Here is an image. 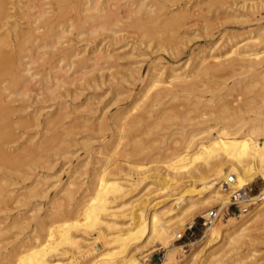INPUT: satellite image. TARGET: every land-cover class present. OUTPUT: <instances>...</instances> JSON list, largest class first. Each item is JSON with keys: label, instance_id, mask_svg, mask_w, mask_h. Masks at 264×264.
I'll return each instance as SVG.
<instances>
[{"label": "bare ground", "instance_id": "1", "mask_svg": "<svg viewBox=\"0 0 264 264\" xmlns=\"http://www.w3.org/2000/svg\"><path fill=\"white\" fill-rule=\"evenodd\" d=\"M39 1L40 0H38V3ZM78 1L79 0H77V2ZM88 1L89 0H87L86 3H88ZM91 1L92 2H89L87 6H83V8L80 9L75 6L73 0H48L47 10H49L47 12H45L41 8H38L36 11H34V13H30L29 11L32 8L36 9L34 0H27L26 5L23 8L24 10L22 9L23 11L21 10V6H19L20 4L18 0H0V213L7 214L10 211L12 212L13 210H15L16 212V214H14V216L12 217L5 215L3 218H0V236L7 231H10V229H17L18 232H21L29 228L32 234L34 232V234L30 237H25V240L20 239L16 243V248L12 252L6 250L4 254L1 255L2 257L0 256V264H47L48 260L56 254H69L71 261L67 262L66 264H72L74 261H76L75 256L79 255L81 252V242L78 240L79 237L75 236L76 232L81 231L82 233H86L89 231H94L98 227L99 230L109 232V234L106 235V239L104 242V246L106 248H103V246H101V250L95 253L90 244L85 245L87 256L82 264H144L145 261L142 262L139 259V255H141V251L145 249L146 246L148 247L149 244L156 243L155 245L166 247L169 243H171V241L179 237V227L183 224L184 219L188 215H191L194 211L199 210L201 207L206 208L209 206H213L216 203L224 204L226 202L228 193H224L220 190L219 182L228 174L234 175L235 188H240L244 184L251 183L258 179L261 180L264 184V107H254L255 105L257 106V103L264 104V92L261 90L256 91V89H254V91L256 92L251 94L252 96H246L251 84H253L251 87L254 88V83L256 86H258L259 81H264V46H260L261 43L264 42V27L261 28L259 26L260 28L245 32V36L243 38L234 39L235 37L232 38V36L230 38H226V41L224 40L219 48H216V50L214 49L215 53L209 54L211 51L209 48L207 53L202 54L204 56H201L197 60V62L194 63L193 66H191V68H189L188 70L180 69L182 70L180 71L176 68L168 67L167 69H164L163 67H156L155 65L153 67L150 66V68H152L150 70L148 81L146 84L143 83L145 84L143 85L142 89L143 93L141 92L139 94H136L131 102L135 104L136 102L143 100L144 98V101L146 100V103L144 102L145 104H143V102L141 101L145 106H141V109L142 107L144 108L142 109L143 113H140L138 116L134 117V119L125 127L121 121L126 117L127 111L124 112V110H118L113 125L109 124L113 130H116L115 133L120 132L118 134H121L123 131L128 132L140 124L144 115H150L151 109H153V111H156L157 108H159V105L164 100L176 102V99L186 98V96L189 95L193 96L192 94L195 92V90L206 89L204 88V86H208H206L205 83H207V81L209 82L210 78H213L218 74H222V77H225V79L233 75H238L237 77L242 76L241 78L235 77L237 78L235 80L232 79L233 81L230 85H221V90H223L222 95H224V97H228L230 95V91L234 90L233 87H235L236 85H240V90H242V93L246 96L242 99L240 98V106L233 107L228 101L222 100L216 107V115L213 117V121L216 122V126L219 125V129H214L215 131H212L214 128L213 126H211L213 128H211L210 126L203 127L199 131L197 129L198 133L207 135V138L205 140L200 139L201 141L197 142L195 148L191 151L190 149L195 145L196 140L194 138H196V135H192L193 133L191 134L190 132L188 137H186V142H184L186 143V146L184 145L183 152L180 155H177L176 161L173 159L174 162H171L172 164L170 163V165L168 164L167 169L165 168V176L163 177L164 182H162V184L160 185L159 190L154 192L155 194L152 193L153 195H156L169 191L170 194H167L165 199L161 200L158 203L148 202L149 200L142 199L141 197L131 201L130 205H134V203H136L134 205V212L136 214L133 215V217H130L129 220L124 223L125 225L121 224L120 221H115V219L112 218L101 219V215L105 217H109L110 215L113 216V212H111V214L107 213V205L109 204L108 198L114 200L117 196L124 197L129 194V192L124 191L123 184H117V181H119V179L110 178V175L113 174V170H121L119 165L115 164L116 161L114 160V158L112 159L114 163L111 164L113 165V167L110 170V166L107 168V163L110 158H112V155L117 154V149L119 148H117V146L120 144V142L118 144V141L119 139L121 141L123 136H120L121 138L119 139L116 138L117 140L111 139L109 143H107V145H104V147H102L103 150L99 152L100 158L104 159L105 163L101 166V168H99V170L92 174L93 180H91L88 184L86 183L87 186L82 190L83 193L86 192L82 196V198L88 197V199H90V202H86V200H74V196L77 193V189L79 188L81 182L77 184L75 182L76 179L74 175H70L69 177H67L66 181H64L63 183L61 182V184L56 188L55 194L52 197L53 202H51V211L46 214L44 218H42L37 213L41 210V206L39 207V203L31 204L30 202L33 198H35L34 200L44 198L48 189L46 191L45 189H42L44 185H42V187L40 188L39 186H41V183H39L40 181L38 182V180L36 181L37 178L31 183L32 186L30 185V187H26L27 185L25 187H18L23 191L19 190V192L18 189L14 190L12 188L17 184L23 183L27 179L28 172H31L34 168L40 167L41 164L44 165L46 163V159L43 160V153H45L46 156V152L51 151V155H57L59 154V146L61 144H64L59 137L61 133L58 135L59 130H57L56 128L50 130L49 124L51 123L49 119H47V117L42 120V124H44L43 128L35 131L31 135L29 134V129L31 127L38 128L41 124V121L38 120V114H36L37 111L33 112V114L31 115L26 116L23 120L18 117V119L12 118L16 109V107L14 109L13 106H11V104H14L13 102H15L14 98L17 97L22 100L23 97H26L27 91L30 93L29 89H35L34 86L33 88H28L29 86L26 87V85H24L28 81L31 82L33 77L38 74V72L30 73L29 65L36 63L37 60L40 59V56H38L40 54L36 56L34 53L36 59L32 60L30 58V51H33L38 47H48L50 56L54 57L56 59V62L66 61L67 64L65 65L69 66V68L71 69V67L74 65V62L76 61L79 64L78 68H82L83 65L80 64L81 62L78 58L79 52L76 51L77 49L74 50L72 48L73 46L68 45V41L66 44L65 42H63V35H65L64 33L69 34L71 29L78 28L79 31L77 33L75 31L77 35H92V33L97 31V29L102 30L106 26H111L112 24H110V22V25H107L109 19H113L112 21H114L115 23L118 21V19L115 18V15H117L115 14V12L109 13L111 15H101V13L105 12V8L101 6L99 0ZM115 1L112 2V5L115 3ZM166 1L173 0H152V3H149L148 5L144 4L143 2L138 3L133 10L128 12L130 23L129 26L126 27L134 28L136 30H133L134 32H139L137 34H140V40L142 36V39H144V41H146L145 37H147L149 38L148 41L151 40V38H154L157 43L158 41L161 43L159 39L161 38V36H163L164 38L165 33L167 34V38L162 41V43H165V41L168 42L170 40H173V36H176L175 34H173V31L175 30L178 32V30L174 29L175 27L172 26V14L166 12L168 9H165L166 4H164V2ZM107 2H109V4ZM110 2L111 1H106V3L110 7H115V5H110ZM175 2L179 1L176 0ZM115 4L117 5L118 3L116 2ZM37 7L41 6L37 5ZM8 11L11 13H8ZM71 11L73 13H70V15L74 14L75 19H69L68 21H66V23L69 22V24L67 23L68 25H66L64 29L61 28L60 30H55L59 26L58 20L63 16L65 18H70V15L68 17L67 15ZM177 13V16L180 15L184 17L188 12H184L183 10L180 13L177 11ZM181 13L186 14L183 16ZM109 16L112 18H110ZM188 16H190L189 18L187 17L189 20L192 15ZM13 17H19L21 18V21L24 19L25 21H23L25 22V25H22V27L23 29L24 26L26 28L24 30L18 29V23L15 20H13L11 23H8V20H10V18L12 20ZM84 19H87V21L92 19L93 21H95V25L89 26L87 30L85 28L83 29L82 25L80 26V24L82 23H78L81 20L84 21ZM180 19L182 20L181 17ZM186 20H183V22ZM87 21H85L84 24ZM178 23L177 26L181 25L182 21L180 24ZM131 28L129 30H131ZM106 29L107 28H105V30ZM258 31H263V34L257 33L253 35L254 32ZM158 32H163L161 34L164 35L159 34L160 37L157 41L155 35L158 34ZM176 37H178L179 39V35ZM174 42L178 43L176 42V39L175 41H173V43ZM138 43H141V41H139ZM166 43L164 45H166ZM100 57L102 56L100 55L99 58ZM132 57H134V55ZM93 60L96 59L93 58ZM40 61L41 64L46 63L42 59ZM93 63H95V61ZM93 65H96V63ZM97 66L99 65L97 64ZM61 69L62 68H58L55 71V73H57L53 77V80L51 78V81L54 82L53 84H48L50 86L46 84V87L43 85L44 91L48 92L49 95L53 94L54 90L59 88V86L63 85L64 83L61 78L58 77L60 76L59 74H61L60 72H63V69L62 71ZM45 71H47V69ZM85 73L87 72H84V74ZM142 76L144 75L142 74ZM219 76L220 75H218V77ZM218 77L215 78L217 79ZM137 78L139 79V81L142 80L139 75ZM47 79L48 77L46 76L44 81H47ZM51 81L49 82L51 83ZM213 83V88L218 86L217 84L213 85ZM199 84L203 86H200V88H198ZM263 85L264 84H262V87ZM149 89H153V93L151 95ZM41 90L43 89H40L38 91ZM144 91L146 93L147 91L149 92L148 94L150 96L148 98L146 96L147 94H144ZM250 93H252V91ZM38 94L39 93H37V95ZM234 94H236V97L242 96V94H238L235 92ZM34 96H36V94ZM179 102L177 103V105L179 104ZM171 104H169L168 106L171 107ZM135 105H133V107H135ZM136 107L139 106L137 105ZM169 107L166 110L169 111L171 109V111L173 112L174 110L178 112L177 107L176 109H174L173 106V110ZM194 107L195 105H193V108ZM168 111L165 113H168ZM171 111H169V114ZM195 111L197 112L198 110L195 109ZM41 112H43V110ZM55 112L56 111H54V113ZM57 113H60V110ZM165 113L163 115L161 113V116H166ZM199 114L201 115V112ZM65 115H67V113ZM151 115L148 117V119H151ZM245 115L252 116L249 117L250 119L246 120L244 118ZM58 116L56 118H58L59 122L60 117ZM172 117H168V119H171ZM56 118L51 119L54 120L51 122H55V124L57 123L56 126L58 127L59 124L58 122H56ZM164 119H166V121L168 120L167 118ZM164 119L160 118L161 121ZM185 119L187 121V117L184 118V120L182 119V121L186 122ZM157 120H159V118ZM177 120L181 121V119ZM126 121L129 122L128 120ZM78 124L80 125V123ZM156 124H158L159 126L160 123ZM156 124L155 126H157ZM97 125L98 131L104 130L108 127V124L105 122H99V124ZM53 126L55 127V125ZM68 126L69 125H67V127ZM63 127L61 128V131L62 129H64ZM152 127L153 126H151V128ZM69 128V132H72V130H70ZM68 134L66 136L72 137V135ZM34 136L36 138L35 141H33ZM127 136H129V134ZM117 137H119V135H117ZM20 139H23L22 143H17L18 141H20ZM70 141H72L71 138ZM136 143L131 147L134 150H136L139 145H136ZM67 146L69 147V145ZM61 154L63 153H60V156ZM50 163L52 164V162ZM50 163L48 162L47 166H51ZM150 163L154 162L150 161L149 163L147 162V164H139L138 166H136L138 167V169H136V172L139 171L137 173L142 175V172H145L150 168L148 167ZM189 166H191L190 169L188 168ZM133 167L135 168V166ZM127 168L132 171L134 170L130 167ZM184 168H186V170H183ZM151 169L154 168L152 167ZM36 171L38 170H35V172ZM148 172H153V170L150 171L149 169ZM154 172L152 175L153 179L156 181L157 176L155 175H157L158 172ZM160 173L158 175H160ZM146 175H148V173ZM184 179L191 180V182L194 183L193 185L198 182L202 183V186L200 187V189H195V186L194 190H192V188L191 190H183L180 193L173 194V186ZM45 180L46 179L44 178L42 179L43 182H45ZM44 184H46V182ZM194 191H197L198 194L194 195L199 196V198L195 200L193 198L186 199L185 194L187 192L193 193ZM260 191L264 196V186ZM58 195H60L59 199L57 198ZM169 201H172V204L166 207V205L170 203ZM263 201H261L259 205L251 209L250 212L246 215L239 216L238 218H226V224H223V226L220 223L214 222L216 224L213 223L210 225V227L207 228L208 236L211 238H222L225 241L224 245L228 247L240 244L252 223L258 221L259 219L261 220V218H264ZM60 202L63 203L64 209L62 208V206L60 207ZM165 202H167V204ZM118 208L119 211H122L124 206H120ZM61 216L68 218L66 220H62V222H56L57 218ZM80 217H83L81 220L83 223H80ZM46 218H48V222L43 220ZM188 220L189 223L192 224V220L190 218ZM73 231H75L74 234ZM42 233H46L45 238L41 236ZM16 235L19 234L13 233L11 237L14 238ZM40 237L44 239L40 241ZM6 239L7 241H5ZM6 239H4L3 241L1 240L3 243L1 242L0 246H2V244L4 246L10 245L8 243V239L11 240L10 236ZM4 241L8 244H5ZM131 244H133L134 246L131 248V250H129V246ZM194 256L195 253H192L189 255V258L193 259ZM172 258L173 252L169 251L166 254L165 260H171Z\"/></svg>", "mask_w": 264, "mask_h": 264}, {"label": "rangeland", "instance_id": "2", "mask_svg": "<svg viewBox=\"0 0 264 264\" xmlns=\"http://www.w3.org/2000/svg\"><path fill=\"white\" fill-rule=\"evenodd\" d=\"M18 1L20 4L19 6H21V10H22L26 5L27 0L25 1L18 0ZM106 1H111L110 5H112V2H114L115 0L113 1L99 0L101 6L105 8L104 10L105 12L101 13V15L103 14L111 15L109 13L115 12V14H117L115 15V18L118 19L116 23L112 21L113 19H109L107 25L109 24V22L112 25L105 27L108 30L107 29L105 30V28L102 30L97 29V31L92 33V35L86 34L87 35L86 36L83 34L77 35L76 33L79 30L78 28H76V29H71L69 34L64 33L65 35H63L64 37V40L62 38L63 42H65L66 44L68 41L67 44L73 46L72 48L74 50L77 49L76 51L79 52L78 58L79 61L81 62L80 64L83 65V67L80 68L81 70L78 68L79 65L78 62L75 61L74 65L72 67L70 66L71 67L70 69L69 66L65 65L67 64L66 61H60L61 63L56 62V59L50 56L48 52V47H46L47 49L45 47L44 48L40 47L41 49L38 47L37 49L30 51V55H31L30 58L32 60H35L36 59L35 57L38 54H40L38 55L40 56V59L37 60L36 63L29 65L30 67L29 72L30 73L38 72L37 74L38 76L37 75L34 76L31 82L28 81L24 84L26 85V87L29 86L28 88H33L34 86L35 89L34 88L32 90L29 89L30 93L28 91L26 92L27 95L26 97H23L22 99L23 101L15 97L14 98L15 102H13L14 104H11V106H13L14 109L16 107L15 113L13 114L12 117L15 119L21 118L23 120L26 116L31 115L33 114V112L37 111L36 114H38V120L41 121V124L39 126L40 128L31 127L29 129L30 135L33 134L35 131H38L41 128H43L44 124H42V120H44V118L47 117L50 123L51 124L54 123L53 125H55L54 127L53 125L49 124L50 130H53L54 128L59 130V133L58 131L57 133L58 135L61 133L59 137L62 143H64L63 145L61 144L59 146V151H58L59 154L57 155H51V151H47L46 156L45 153H43L44 155L43 160L46 159V163H45L46 165L44 164L45 165L44 166L43 164H41L40 167L34 168L31 172L27 173V179L23 183L15 185L16 187L15 186L12 187L14 190L18 189L19 191L20 187H25L26 185H27L26 187H30V185L32 186L31 183L37 178L36 181L38 180V182L40 181L39 183H41V186L39 187L41 188L42 185H44L43 186L44 188L42 187V189H45V191L48 189L46 191V195L44 198L36 199V200H34L35 198H33L31 199L30 202L31 204L39 203V207L41 206L40 207L41 210L38 211L37 213L42 218H44V216L51 211V202H53L52 197L55 194L56 188L61 184V182L63 183L64 181H66L67 177H69L70 175H74L76 179L75 182L77 184L81 182L79 188L77 189L78 191L74 196V200L77 201L86 200V202H90L89 201L90 199H88V197L82 198V196L86 193V192L83 193L82 190L87 186V184L91 180H93L92 174L97 170H99V168H101V166L105 163V160L100 158L99 152L103 150L102 147H104V145H107V143H109L111 139L115 140L116 138L119 139L123 136L122 140L120 141L119 139L118 141V144L119 142L120 144L117 146V148L119 147L117 149V154L112 155V158H110V160L107 163V168L110 166L109 167L110 170L113 167V165L111 164L114 163V161L112 160L114 158V160L116 161L115 164L119 165L121 170H117V171L113 170L112 171L113 174L110 175V178L119 179V181H117V184H123L124 191L129 192V194L124 197L117 196L115 197L114 200L108 198L109 204L107 205V213L111 214V212H113V216L110 215L109 217H105L101 215L102 216L101 219L112 218L115 219V221H120L121 224H124L129 220L130 217H133V215L136 214L134 212L135 209L134 205L136 203H134V205H130L131 201L141 197L142 199L149 200L148 202L158 203L161 200L165 199L167 194H170L169 191H166L160 194L153 195L155 194L154 193L155 191L159 190L162 182H164V178H163L165 176L164 171L167 169L168 164L170 165L171 162L173 163L174 160L176 161L177 155L178 154L180 155L183 152L184 145L186 146V143L184 142H186L185 141L187 139L186 137H188L190 132L191 134L193 133L192 135L194 134L196 135L195 136L196 138H194L196 140V141L194 140L195 145L190 149L191 151L195 148L197 142L201 140H205L207 138V135L198 133V131L201 128L207 126L210 127L213 126L214 128L211 127L213 128L212 131L219 129V125L216 126V122L213 121V117L216 115L215 113L216 107L220 104L222 100L228 101L230 105L233 107H238L240 106L241 104L240 100L243 97L252 96L251 94L255 93L258 90L264 92V85L262 87L264 81H259L258 86H256L255 83H254V88L251 87L253 84L249 86L250 87L249 89L251 90L248 89V93L246 94V96L242 93V90H240V85H236L235 87H233L234 90L232 91L238 94H242V96L236 97V94L230 91L229 93L230 95L228 97L227 96L224 97V95H222L223 90H221L223 84L230 85L233 80L237 78H241L242 76L240 75L241 77H237L238 75H233L228 78L226 77L227 79H225V77L224 78L222 77V74H218L221 77L220 76L218 77V75H216L213 78H210L209 82L207 81V83H205L206 86L208 87L204 86V88L206 89L195 90V92L192 94L193 96L189 95L186 96V98H181V99L179 98L181 101L179 99H176L177 100L176 102L164 100L159 105V108H157L156 111L155 110L153 111V109H151L150 112V115L152 114L151 119L150 118L148 119V117L150 116L149 114L144 115V117H142L143 119L141 120L140 124L137 127L130 130L131 132L123 131L121 134H118L120 132L115 133L116 130H113L110 125H113L118 110L119 111L124 110V112L127 111L126 117L121 121L125 127L134 119V117L138 116L140 113H143L142 109H144L143 107H145L143 104L146 103V100L144 101V98L143 100L136 102L135 103L136 105L131 102L134 99V96H136V94H139L141 92L143 93L142 91L143 85L147 83L150 70L154 65L156 67L158 66L163 67L164 69H167L169 67V68H176L179 70L180 69L188 70L189 68H191V66H193L194 63L197 62V60L201 56H204L202 54L207 53L209 48L211 50L209 54L215 53L216 48H219L226 38H230L231 36L232 38L235 37L234 39L243 38L245 36L244 35L245 32L249 30H254L256 28L264 27V0H177L179 2H175L176 0L166 1L164 2V4H166L165 9L168 8L166 12L172 14V20H171L172 26L175 27L174 29L178 30V32L174 30L173 34H175L176 36L179 35V39L178 37L173 36L174 37L173 40H170L168 42L165 41V43L167 42L168 44L170 42L169 45L167 43L166 45H164L165 44L164 42H163L164 44L162 43V41H164L167 38L166 33L164 35L161 34L163 32H158V34L155 35L157 41L160 35H164V38L163 36H161V38L159 39L162 43L161 45V43L159 41L157 43L154 40V38L153 39L151 38V40L148 41L149 38L145 37L146 38L145 40L148 41L146 42L144 41V39H142L143 37L141 36V40H140L139 39L140 34L139 35L137 34L139 32H134L136 31L134 28L126 27L129 26L130 23L128 12L133 10L138 3L143 2L144 4L148 5L149 3H152V0H116L115 3L117 2L119 5L118 4L116 5L114 3L113 5H115V7H110L108 5L109 2H107L108 3L107 4ZM47 2L48 0H40L38 3V0H34L36 9L32 8L29 12L34 13V11H36L38 8H41L45 12H47L49 10V9L47 10L48 8ZM86 2L87 0H79L78 2L77 0H73L75 6L80 9L83 8V6L84 7L87 6L88 3L92 1L89 0L88 3ZM82 3L85 5H83ZM37 5L41 7H37ZM182 9L184 10V12H188L187 13L188 15H192L189 20L188 18L190 16H188L186 13H185L186 16H184L185 15L184 13L183 14L181 13L184 17L180 15H178L179 17L177 16L178 14L177 11L180 13L183 11ZM8 13L11 12L8 11ZM70 13L73 12L72 11L69 12L68 15L66 13L67 17L70 15ZM180 17L182 18V20L180 19ZM69 19L74 20L75 19L74 14H71L70 18L69 17L65 18L64 16L60 18L58 20L59 26L55 30H60L61 28L64 29L66 25L69 24V22H67L68 24L66 23V21H68ZM13 20H15L18 23L17 26L18 29L24 30L26 28L25 26L24 29L22 27V25H25L24 19H23L24 21L23 20L21 21V18L13 17L12 20L11 18L10 20H8L9 21L8 23H11ZM183 20L186 21L183 22ZM85 21H87V19H84V21L81 20L78 23V24L82 23L80 24V26L82 25L83 29L85 28L87 30L89 26L95 25V21H93L92 19L84 24ZM181 21L182 24L177 26V23L179 22L178 24H180ZM21 22L24 24H22ZM130 28L131 30H129ZM262 32L263 31L254 32L253 35ZM222 36L225 38H223ZM175 39L176 42L178 43L175 42L173 43ZM138 40L141 41V43H138L139 42ZM146 46L148 49L146 48ZM260 46L263 47L264 42H262ZM130 51L133 52L131 53ZM34 53L36 56H34ZM106 54L108 57L106 56ZM100 55L102 57L99 58ZM133 55L134 57H132ZM104 56L106 57V59ZM93 58H95L96 60H93ZM41 59L44 60L47 64L46 63L41 64L40 61ZM94 61L96 65H93L95 64L93 63ZM97 64L99 66H97ZM150 66L152 67L150 68ZM58 68L63 69V72H60L61 74H59L60 76L58 77H60L64 83L63 85H60L59 88L54 90L53 94L49 95L48 92L44 91L43 85L46 87L48 84L54 83L53 81H51V78L53 80V77L57 73V72L55 73V71ZM46 69L47 71H45ZM84 72L87 73L84 74ZM142 74L144 76H142ZM138 75L142 78L141 81H139V79L137 78ZM46 76L48 77V79L47 81H44ZM215 77L218 78L216 79ZM211 79L215 83H213ZM219 79H221L222 81ZM49 81H51V83ZM211 82L213 83V85L217 84L218 88L217 87H215L216 89L213 88ZM210 84L212 87L210 86ZM200 86L203 85L199 84L198 88H200ZM40 89L43 90L38 91ZM254 89H256V91H254ZM237 91L239 92L241 91V92L239 93ZM251 91L252 93H250ZM149 92L151 95L153 93V89H149ZM149 92L147 91L146 93L144 91V94L145 95L147 94L146 95L147 98L150 96L148 94ZM37 93L39 94L37 95ZM35 94L36 96H34ZM53 98H57V99H53ZM141 101L143 102V104ZM178 102L180 104V105L178 104L179 106L177 105ZM132 104L135 105V107H133ZM169 104H171V107L168 106ZM137 105L139 107H136ZM193 105H195L194 108ZM141 106H143L142 109ZM163 106L165 109L163 108ZM260 106L264 107V104L257 103V106L255 105L254 107H260ZM168 107L169 108L173 107L174 109H176L177 107L178 112L176 110H174L173 112L170 109L169 111L171 112L169 114V111L166 110L168 109ZM202 107L205 109H203ZM139 109L141 110V112ZM195 109H197L198 111L196 112ZM201 109L203 110V112ZM42 110L43 112H41ZM59 110L60 113H57L59 112ZM54 111H56L55 112L56 114L54 113ZM167 111L168 113H165ZM200 112L201 115L199 114ZM66 113L67 115H65ZM161 113L162 115L165 113L166 116L165 115H164L165 117L161 116ZM57 114L58 115L62 114L64 118L62 115L60 117V115L58 116ZM55 115L60 117L59 119L60 123L58 122V118H56L57 116ZM175 116L177 119H181V121L182 119L184 120V118L187 117V121L185 119L186 122L182 121L181 123V121L177 120ZM251 116L252 115H245L244 118L247 120L250 119L249 117ZM54 117L57 120L55 121L58 122L59 124L58 127L56 126L57 123L55 124V122H51L54 121L51 120V119H55ZM168 117H172L173 119L172 118L168 119ZM158 118L159 120L160 118L163 119L167 118L168 120L166 121V119H164L162 121L161 120L159 121L157 120ZM126 120H128L129 122H127ZM99 122L107 123L108 127L104 130L98 131L97 124H99ZM78 123H80V125ZM156 123H160L159 126ZM76 124L78 125V127ZM155 124L157 126H155ZM67 125L69 126L67 127ZM61 126L65 129V130L62 129V131L65 132L61 131L62 128ZM151 126H153L154 128L153 127L151 128ZM68 128L72 130V132L71 131L69 132ZM66 133L68 135H72V137L66 136L67 135ZM116 134L119 135V137H117ZM128 134L129 136H127ZM70 138L72 141H70ZM35 139L36 138L34 136L33 141H35ZM22 140L23 139H20V141H18L17 143H22ZM132 141L135 143L137 142L136 145L139 144L136 150L131 148L132 145L135 144ZM65 144L66 146L69 145V147L67 146L68 147L67 148ZM60 153L63 154H61L60 156ZM150 161L154 162L148 165V167H150L149 168L150 171L152 170L153 172L157 171L158 174L161 172L160 175L158 174L155 175L157 176L156 181L153 179V175H152L153 172L150 173L148 172L149 169L146 170L148 175H146L147 174L146 171L142 172V175L137 173L139 171L136 172V169H138V167L136 166H138L139 164H147V162L149 163ZM48 162L49 163L52 162V164L50 163L51 166L48 165L49 168L47 166ZM133 166H135V168ZM127 167H130L131 169L134 170L132 171ZM152 167L156 169L155 170L151 169ZM190 167L191 166H189L188 168L190 169ZM35 170L38 171L35 172ZM183 170H186V168H184ZM43 178L46 179L45 180L46 184H44L45 182L42 181ZM193 184L194 183L191 182V180H187V179L181 180L179 181V183L173 186L174 190L172 193L177 194L182 192L183 190H191L192 188H193L192 190H194L195 186H196L195 189H200V187L202 186L201 185L202 183L199 182L195 183V185ZM251 186L255 188H259L261 190L264 184L262 183L261 180L258 179L251 182ZM194 194H198L197 191H194L193 193L187 192L185 194V197L186 199L189 198H193L194 200L198 199L199 196H195ZM59 197L60 195L57 196L58 199ZM169 202L170 203H168L166 207L172 204V201ZM165 203L167 204V202ZM61 204H59L60 207L62 206V208L64 209L63 203ZM215 205H223V203L221 204L216 203ZM120 206L122 207L124 206L122 211H119L118 207ZM210 207L212 206L206 208L201 207L199 210L194 211L191 215H188L184 219L183 224L179 227L178 230L179 234L181 235V238L179 240L174 239L166 247L155 245L156 243L149 244L148 247L146 246L145 249L141 251V255H139V259L142 262L145 261L144 264H150L152 262L153 257L155 256L160 257L161 264H264V218H261V220L259 219L258 221L252 223V225L246 232V235L240 244L236 246L228 247L224 245L225 241L222 238L209 237L207 233L208 227H202L200 225L201 216H203L206 210L209 209ZM14 214H16L15 210H13L12 212L10 211L7 214L0 213V218H3L5 215L12 217L14 216ZM67 218L68 217L65 218L63 216L58 217L56 222H60V221L62 222V220H66ZM82 218L83 217H80V223H83L81 221ZM189 218L192 220V224L189 223L188 220ZM43 220L48 222V218ZM216 223H220L223 226V224H226V220L225 219L218 220L216 221ZM98 228H96V230L94 231H89L86 233H82L81 231L76 232L77 235L75 234V236H78L79 237L78 240L81 242V252L79 255L75 256L76 261H74L72 264L83 263V261L86 259L87 256L86 248H85V245L87 244L91 245V248L94 249L95 253L101 250L102 248L101 246H103V248H106L104 246L105 245L104 242L106 239L105 237L106 235L109 234V232H105L104 230L103 231L99 230ZM10 231L4 233L6 236L4 234L0 236L1 238L0 243L4 239L9 238V236L11 239V240L8 239L9 241L8 243L10 245L7 246L5 245L6 246L5 247L2 244L3 247L0 246V256L3 255L6 250L12 252L16 248V243L20 239H24L25 237H30L31 235L34 234V232L32 234L29 228L21 232L19 231L20 233L17 231V229L16 230L10 229ZM74 232L75 231H73V234ZM13 233L19 235H16L17 237L15 236L16 238L14 237L15 238L14 239L11 237ZM45 235L46 233L41 234V236L44 238ZM39 239L40 241L43 240L41 237ZM5 241H7V239ZM8 243L5 242V244ZM133 246L134 245L131 244L129 246V250H131ZM169 251L173 252V258L171 260H165L166 254ZM192 253H195V256L193 259H190L189 255ZM69 261H71L69 254L66 255L56 254L48 260L47 264H66Z\"/></svg>", "mask_w": 264, "mask_h": 264}, {"label": "built area", "instance_id": "3", "mask_svg": "<svg viewBox=\"0 0 264 264\" xmlns=\"http://www.w3.org/2000/svg\"><path fill=\"white\" fill-rule=\"evenodd\" d=\"M219 188L222 192L228 193L227 200L223 205H215L206 210L201 216L200 225L202 227H209L214 222L228 217L238 218L246 215L251 209L259 205L264 198L260 189L251 186V183L235 188V177L233 174H228L220 180ZM180 238L181 235L175 240ZM150 264H161L160 257H153Z\"/></svg>", "mask_w": 264, "mask_h": 264}]
</instances>
